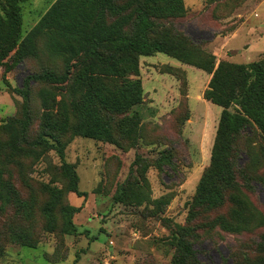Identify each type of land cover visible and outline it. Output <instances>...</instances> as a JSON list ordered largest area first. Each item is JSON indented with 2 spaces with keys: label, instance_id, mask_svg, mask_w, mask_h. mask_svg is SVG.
Instances as JSON below:
<instances>
[{
  "label": "rangeland",
  "instance_id": "obj_1",
  "mask_svg": "<svg viewBox=\"0 0 264 264\" xmlns=\"http://www.w3.org/2000/svg\"><path fill=\"white\" fill-rule=\"evenodd\" d=\"M57 1L21 4L19 43L26 42L25 59L15 62L17 47L6 64L0 65V172L2 181L17 192L8 202H0V264H74L76 259V264H173L172 235L187 225L198 227L199 238L192 240L202 264H233L235 260L243 264L245 255L251 264H262L264 254L251 250L264 236L263 140L257 131L240 141L245 152L239 158L237 187L226 192L224 205L199 209L196 220L188 221L198 183L211 162L222 112L221 107L199 99L210 76L201 69L164 53L139 58L143 103L124 115H111L113 123L134 113L141 118L133 141L121 140L124 148L71 132L62 136L69 140L65 160L76 168L84 196L69 191L62 159L54 148H40L28 156L9 148L6 126L23 118L24 99L17 89H24L32 74L65 70L66 59L49 51L46 35L37 29ZM184 4L185 15L177 24L190 39L188 43L215 55L217 61L247 64L264 60V0H184ZM6 9L7 0H0V31H8ZM169 66L179 68L186 80L193 113L186 122L183 115L177 122L170 121L182 96L180 80L163 73ZM116 83L121 85V80ZM30 89L31 138L44 131L51 133L45 128L49 109L54 118H68L70 124L75 121L70 106L74 96L66 86L36 81ZM170 137L176 139L174 147L179 146L174 152L178 163L176 173L167 175L159 171L157 160L166 149L165 138ZM51 190H62L54 211V231H48L43 214ZM65 204L79 208L73 216L77 235L61 230ZM236 214L251 220V230L232 233L217 224L218 217L233 221ZM22 234L34 247L17 238Z\"/></svg>",
  "mask_w": 264,
  "mask_h": 264
},
{
  "label": "trees",
  "instance_id": "obj_2",
  "mask_svg": "<svg viewBox=\"0 0 264 264\" xmlns=\"http://www.w3.org/2000/svg\"><path fill=\"white\" fill-rule=\"evenodd\" d=\"M26 1L7 0L9 25L8 31H0V65L6 64L5 60L17 47L15 62L22 63L25 59L26 42L19 43V40L21 4ZM185 11L184 0H58L37 29L46 35L49 51L66 59L65 70L61 74L51 70L32 74L27 77L24 89H17L24 99L23 118L6 126L10 136L9 148L21 156H28L40 148H54L62 159L61 170L69 180V191L84 196L86 193L78 188L76 168L65 160L69 140L64 141L62 136L71 132L73 136L119 148H124L122 139L133 141L141 122L138 114L125 116L116 123L112 122L111 115H124L143 103L139 58L164 53L210 75L204 98L222 109L211 162L198 183L188 221L196 220L199 209L222 207L226 192L237 187L239 158L245 152L240 145L241 139L253 137L257 131L263 140L261 154L264 159V60L247 64L217 61L215 55L188 43L190 39L177 24ZM163 73L181 82L182 98L179 107L170 114V121L177 122L179 115H183L182 121L186 122L191 116L186 80L177 67L169 66ZM120 80L121 85H118L116 82ZM36 81L66 86L70 96H74L70 106L75 121L70 124L68 118H54L49 109L45 115V128L51 133L44 131L39 137L31 138L30 83ZM48 137L53 144L49 143ZM170 138H165L166 149L157 160L159 171L167 175L176 173L178 163L174 152L179 146L175 148L176 139ZM49 192L50 201L44 206L43 214L48 231H54L57 228L54 211L62 190ZM15 195L16 190L2 181L0 172V202H8ZM21 206L26 207V203L22 202ZM77 212L79 208L70 205L61 207L64 234H78L73 222ZM250 222L240 214H236L233 221L224 216L217 218V224L232 233L251 230ZM197 229L195 225H187L173 233L172 244L176 249L173 264H202L192 240L199 238ZM17 238L23 239L24 245L34 247L27 235H17ZM251 250L255 254H264V236L259 238L256 249ZM246 257L243 264H251Z\"/></svg>",
  "mask_w": 264,
  "mask_h": 264
},
{
  "label": "crops",
  "instance_id": "obj_3",
  "mask_svg": "<svg viewBox=\"0 0 264 264\" xmlns=\"http://www.w3.org/2000/svg\"><path fill=\"white\" fill-rule=\"evenodd\" d=\"M183 64V63H182ZM208 78H209V80H210V76H208ZM208 80V81H209ZM203 98H204V91H203V93H202V95L201 96H199V99H201V100H203ZM205 99V98H204ZM206 100V99H205ZM189 104H190V98H189ZM192 113V112H191ZM192 116H193V113H192Z\"/></svg>",
  "mask_w": 264,
  "mask_h": 264
}]
</instances>
